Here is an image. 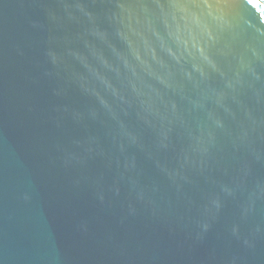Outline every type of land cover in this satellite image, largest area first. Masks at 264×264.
<instances>
[{
	"label": "water",
	"instance_id": "water-1",
	"mask_svg": "<svg viewBox=\"0 0 264 264\" xmlns=\"http://www.w3.org/2000/svg\"><path fill=\"white\" fill-rule=\"evenodd\" d=\"M0 264H264V0H0Z\"/></svg>",
	"mask_w": 264,
	"mask_h": 264
}]
</instances>
